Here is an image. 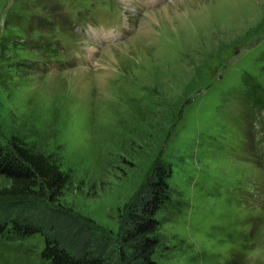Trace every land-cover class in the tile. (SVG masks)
Here are the masks:
<instances>
[{"label":"rangeland","instance_id":"374dc122","mask_svg":"<svg viewBox=\"0 0 264 264\" xmlns=\"http://www.w3.org/2000/svg\"><path fill=\"white\" fill-rule=\"evenodd\" d=\"M13 137L58 156L61 200L116 250L164 161L158 263L264 264V0H0V140ZM43 246L0 235V264H45Z\"/></svg>","mask_w":264,"mask_h":264},{"label":"trees","instance_id":"16d2710c","mask_svg":"<svg viewBox=\"0 0 264 264\" xmlns=\"http://www.w3.org/2000/svg\"><path fill=\"white\" fill-rule=\"evenodd\" d=\"M170 167L151 166L121 216L116 250L104 227L61 200L69 176L57 155L20 137L0 140V235H41L45 264H159L157 212L170 201Z\"/></svg>","mask_w":264,"mask_h":264},{"label":"bare ground","instance_id":"6f19581e","mask_svg":"<svg viewBox=\"0 0 264 264\" xmlns=\"http://www.w3.org/2000/svg\"><path fill=\"white\" fill-rule=\"evenodd\" d=\"M173 1H175V0H173ZM177 2V1H176ZM167 6L166 7H164V9H163V11L166 13L167 12ZM147 14V17H150V18H155V14L154 13H151L150 11H147L146 12ZM167 14V13H166ZM201 18H202V15L201 14H199V13H197V14H195L194 15V17H192V20H191V24L193 25V26H195L196 24H198L200 21H201ZM105 53H111V46H107L106 48H104V50H103Z\"/></svg>","mask_w":264,"mask_h":264}]
</instances>
